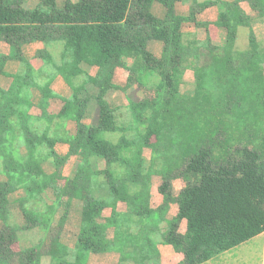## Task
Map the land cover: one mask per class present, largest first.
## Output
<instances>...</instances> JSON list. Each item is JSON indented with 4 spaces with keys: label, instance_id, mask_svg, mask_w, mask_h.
Returning <instances> with one entry per match:
<instances>
[{
    "label": "trees",
    "instance_id": "trees-1",
    "mask_svg": "<svg viewBox=\"0 0 264 264\" xmlns=\"http://www.w3.org/2000/svg\"><path fill=\"white\" fill-rule=\"evenodd\" d=\"M243 2L264 20V0H66L63 8L57 0H38L33 9L27 0H0V42L10 47L0 55V74L12 79L9 89L0 88V264H43L40 246L16 247L21 235L52 226L57 232L47 252L50 264H88L92 254L109 252L120 254L119 264H160L145 254L155 241L182 253L178 264H204L264 234V42ZM154 3L166 8L164 18L153 14ZM177 3L189 4L188 16L177 14ZM212 6L219 11L215 25L226 32L221 41L212 38L209 23L197 20ZM187 23L195 33H184ZM240 26L250 28L246 51L235 46ZM153 42L161 44L159 56L150 49ZM31 43L42 45L39 69L23 53ZM10 60L20 64L15 74L5 71ZM117 69L127 73L123 88L114 83ZM58 76L71 97L53 91ZM133 86L143 99L129 100L124 113L113 108L110 92ZM33 90L41 94L37 105ZM93 112L94 123L85 124ZM69 122L77 125L75 135ZM59 143L69 145L66 156L57 153ZM147 149L163 165L182 157L176 177L191 175L193 181L175 196L168 170L153 171ZM93 158L105 160L107 168L93 170ZM73 159L75 169L64 176ZM153 175L161 179L163 199L156 208ZM102 189L107 197L96 196ZM119 202L126 212L118 210ZM172 204L178 213L167 220ZM74 206L81 216L71 248L62 232ZM107 208L111 216L101 222ZM16 211L24 225L15 221ZM109 228L114 240L107 237Z\"/></svg>",
    "mask_w": 264,
    "mask_h": 264
},
{
    "label": "crops",
    "instance_id": "crops-1",
    "mask_svg": "<svg viewBox=\"0 0 264 264\" xmlns=\"http://www.w3.org/2000/svg\"><path fill=\"white\" fill-rule=\"evenodd\" d=\"M66 0H57V5L59 8H63ZM73 1H78V0H73ZM199 3H204L206 1H211V0H197ZM225 1H233V0H225ZM28 4H32L34 0L30 1L27 0ZM38 4V0H35V5L31 8H35L36 5ZM242 9L245 11L247 15H249L252 18V29L256 35V38L260 42H264V20L259 19V14L257 11L253 10L249 3L243 2L241 4ZM153 14L157 16L158 18H164L166 15V8L160 4V3H154L153 8H152ZM176 12L177 14L181 16H188L190 13V7L188 3H177L176 4ZM218 15L219 11L218 8L215 6H212L210 8H207L206 10L202 11L197 15V20L199 22L203 23H209V32L212 38L216 41H221L226 38V32L222 29H219L215 23L218 20ZM189 25L191 28L188 33H195L196 29L194 24L187 23L184 25L183 31L185 33V27ZM198 36L200 39H203L201 36V30L198 32ZM249 36H250V28L245 27V26H240L237 30V38H236V49L239 51H246L249 49ZM243 38L242 42V47L239 48L238 44L240 39ZM42 48V45L39 43H31V44H26L23 46V53L25 57L33 64V66L36 69H39L42 66L41 60L37 58V52L39 49ZM161 44L159 43H151L150 44V49L156 54L160 55L161 52ZM10 53V47L7 43L5 42H0V55H8ZM20 69V64L17 61L10 60L7 62L5 66V71L9 74H15L19 71ZM260 74L263 76L264 75V67L261 66ZM189 72L186 74V78L188 77ZM118 76H121V79L118 82ZM114 83L120 87H125L127 83V73L123 69H117L114 77ZM12 84V79L9 77H6L4 75L0 74V88L2 89H9V87ZM52 89L53 91L64 98H69L72 95V90L70 87L65 83L63 78L61 76H58L55 81L52 84ZM33 94V102L35 105H37L41 99V94L37 90L32 91ZM143 95L141 93V90L133 86L128 90L127 93H124L122 91H111L109 94V100L110 104L113 108H122L123 113L126 112V109L129 105V100H132L134 102H139L143 99ZM56 107L59 108L58 105H54V108ZM33 114L38 115L39 111L37 109L33 110ZM90 116H93L92 113ZM89 116L84 123L87 125H91L94 123V120ZM67 129L70 133V135H75L77 132V125L75 122H69L67 125ZM107 138L112 141H116L119 136L117 135H108ZM70 147L68 144L65 143H59L56 145V151L60 156H66L69 153ZM144 156L146 159L150 162H152V157L148 155L146 150L144 151ZM77 160L73 159L72 162L63 170V175L64 176H69L70 173L72 172L73 169L76 167ZM91 165L93 170L95 171H103L107 168L106 162L103 159L99 158H93L91 159ZM115 168V166L113 167ZM186 185H173V191L174 195L177 196L180 191L182 190L183 187ZM158 187L159 185H152L151 187V194H152V207L156 208L161 205L163 199L162 197L158 194ZM97 197H107L108 192L105 189L100 190L97 194ZM178 205L177 204H172L171 209L169 213L166 216L167 220H171L173 217H175L178 213ZM118 210L121 212H126L127 211V205L124 202H119L118 203ZM112 210L110 208H107L102 216V219L100 220L101 222H104L105 219L109 218L111 216ZM81 216V212H80ZM80 216L78 218V225H77V233H79V221H80ZM68 223V222H67ZM187 224L186 221H183L180 227V231L182 233L186 232ZM66 230V226L62 232V237L64 235V232ZM78 236V235H77ZM107 237L109 240H114L115 237V229L114 228H109L107 231ZM77 238L75 239L73 244H67L69 247L73 248L75 246ZM145 254L147 257V260L149 262H153L158 260L160 264H178L182 262L184 259V256L182 253L176 252L172 246L170 245H164L161 244L159 241H155L153 243H150L147 245L145 249ZM211 261V260H210ZM208 261V262H210ZM206 262V263H208ZM120 263V254L117 252H109V253H102V254H92L89 258V263L88 264H119Z\"/></svg>",
    "mask_w": 264,
    "mask_h": 264
},
{
    "label": "rangeland",
    "instance_id": "rangeland-1",
    "mask_svg": "<svg viewBox=\"0 0 264 264\" xmlns=\"http://www.w3.org/2000/svg\"><path fill=\"white\" fill-rule=\"evenodd\" d=\"M34 5H35V0L32 4H30V2L29 4L28 2L26 3V6L28 8H32ZM191 27L189 25L185 27L184 29L185 34L189 32ZM200 37L204 38L203 31H201ZM242 42H243V38H241L239 41V44H238L239 48L242 47ZM117 79L119 82V80L121 79V76H118ZM186 82H187L186 84L187 87H190L192 85L193 83V73L192 72H189V75L186 78ZM92 115L93 116H90V117L95 121V115H96L95 112H93ZM146 152L148 153L149 156L153 158L152 165H151L152 170L160 171L163 168L165 170H168V173L173 179V185H187L193 181V178L191 175H186L184 178L176 177L174 168L181 164L182 157L178 159L176 155L172 156L169 162H165V165H163L162 164L163 161L158 159V156H159L158 154H152V152L148 149L146 150ZM13 153H14V156L18 158L19 151L14 150ZM149 163L151 164V162ZM0 171H1V161H0ZM4 179L5 177L0 174V181ZM152 182H153V185H160L161 179L158 176L153 175ZM18 195H14L11 198L14 199ZM46 198L50 203L54 201L53 193L51 189H47ZM79 216H80V208H78L77 206H74L71 209L70 218L68 220V223L66 224V230L62 237V240L66 242L67 244H73L75 239L77 238V235H78L77 225H78ZM15 221L19 225L25 224V220L22 214L20 213V211H16ZM1 228H3V224L0 221V229ZM56 232H57V228L55 226H52V228L48 232H42L36 229L29 233L23 234L21 235L20 245L16 247V250L18 251L19 249H22V248H28L32 245H38L41 247V251L44 255L43 264H50V258L48 257L47 252L49 250L50 241L52 237L56 234ZM153 238L154 239L156 238V240L159 239L158 237H156V235ZM11 264H18L17 260L15 259ZM204 264H264V234H261L234 249L224 252L220 254L219 256L215 257L214 259H212L210 262L204 263Z\"/></svg>",
    "mask_w": 264,
    "mask_h": 264
}]
</instances>
